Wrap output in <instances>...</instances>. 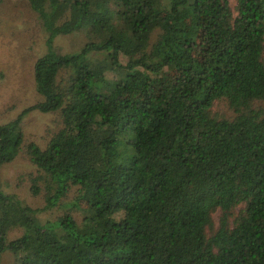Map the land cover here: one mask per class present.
Listing matches in <instances>:
<instances>
[{
  "label": "trees",
  "instance_id": "1",
  "mask_svg": "<svg viewBox=\"0 0 264 264\" xmlns=\"http://www.w3.org/2000/svg\"><path fill=\"white\" fill-rule=\"evenodd\" d=\"M26 1L48 33L42 101L0 126V169L26 111L62 127L26 148L43 208L0 176V264H264V0ZM66 25L89 35L78 52L52 45Z\"/></svg>",
  "mask_w": 264,
  "mask_h": 264
},
{
  "label": "rangeland",
  "instance_id": "2",
  "mask_svg": "<svg viewBox=\"0 0 264 264\" xmlns=\"http://www.w3.org/2000/svg\"><path fill=\"white\" fill-rule=\"evenodd\" d=\"M235 5L231 0L232 8ZM47 38L48 33L26 0H0V126L16 120L26 109L42 101L36 90L34 66L47 52ZM89 41L87 31L76 32L66 25L52 45L59 53L69 54L78 52ZM165 82L173 84V76L167 75ZM219 109L225 110V105L221 104ZM22 117V152L14 161L1 167V185L5 193L18 196L32 208L41 209L45 206L44 193L38 196L31 193V179L38 171L27 156L26 148L36 144L45 149L52 136L61 129V118L56 113L42 114L34 110L26 111ZM75 196L74 189L58 207L40 213V220L55 221L63 216ZM72 214L81 222L88 213L83 210ZM19 235L15 233L11 239ZM1 264L19 263L12 253L6 252Z\"/></svg>",
  "mask_w": 264,
  "mask_h": 264
}]
</instances>
